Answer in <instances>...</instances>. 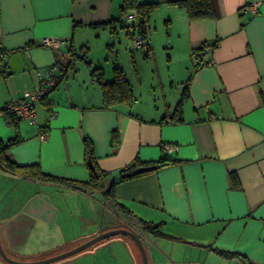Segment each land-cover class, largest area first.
<instances>
[{
    "label": "crops",
    "instance_id": "crops-1",
    "mask_svg": "<svg viewBox=\"0 0 264 264\" xmlns=\"http://www.w3.org/2000/svg\"><path fill=\"white\" fill-rule=\"evenodd\" d=\"M170 1L137 0L166 8V23L191 61L181 122L163 124L177 102L150 110L136 101L104 109L88 68L78 80L76 63L69 66L70 46L76 54L78 45L87 50L83 37L102 31L118 35L119 24L89 26L118 20L124 0H0V45L10 53L0 60V142L15 138L1 110L28 99L38 87L39 71L51 69L62 81L47 96L49 109L37 103L33 120L19 119L20 142L5 157L17 167L38 165L46 175L86 183L87 138L96 169L108 175L98 188L81 191L0 166V242L10 258L45 259L100 233L127 229L140 238L148 264H264V0H212L214 19L197 21ZM250 3L258 4L255 14L242 11ZM44 38L65 45L43 50ZM216 40L217 47L203 57L208 66L194 72L192 50ZM26 46L28 56L22 52ZM44 131L41 142L38 134ZM162 145L176 151L164 152ZM162 158L178 163L117 183L113 198L104 196L112 176L135 159L147 164ZM229 174L238 187H232ZM139 221L162 225V236L142 230ZM57 264L141 262L129 243L114 238Z\"/></svg>",
    "mask_w": 264,
    "mask_h": 264
},
{
    "label": "trees",
    "instance_id": "trees-1",
    "mask_svg": "<svg viewBox=\"0 0 264 264\" xmlns=\"http://www.w3.org/2000/svg\"><path fill=\"white\" fill-rule=\"evenodd\" d=\"M168 5L174 6V7H177L178 9L183 10L189 21L213 20L215 17L214 5H213L212 0H174V1L168 2ZM157 8H158V4H154V3H138L137 0H124L123 6L121 7L122 16L118 20H112L106 23L91 25L89 27L95 28V29L106 28V27L110 28L115 24H119L120 28L125 31L126 35L129 38L134 33H136L143 42L142 49H141L143 51V58L147 59L149 58L151 54V50L148 47V43H147V30H148L147 20L150 14ZM127 10H135L137 12L138 19L136 23L129 25L123 21V16L126 14ZM75 26H78V25H75ZM217 44H218V40L214 41L213 43L204 42L198 48L192 50L191 56L194 62V66H193L194 72L202 69L205 66H208L209 63L205 62L203 57L205 56L207 51L214 50L217 47ZM80 50H81L80 54L78 53L76 54L74 50L72 49V46L69 47V50H68L69 52L68 54L70 57L69 66H71L76 59L82 60L85 63V65L87 66L89 70V76L91 80H93L96 83V85L98 86L100 90L103 108L109 109L117 105L130 106L135 101V99L132 96L131 87L126 79L124 72L120 68L114 66L111 72L112 74L111 80L106 81L104 79L103 71L100 68L98 67L91 68V64L85 61L87 50L86 49H80ZM190 81L191 79H188L186 82L183 83V87L179 95V99L175 105L173 112L171 113L170 116H164L160 120V123L166 124L170 121L171 122H181L182 106L189 97ZM40 104L48 108L49 103L47 101V97H44L43 99H41ZM1 113L5 119L6 125L12 127L15 131V138L13 140L5 144L0 142V166H2L6 171H9L11 173L18 172L20 173L21 176L25 178H31L34 180H38L42 182H49L53 184H59L61 186H64L70 189L81 190V191H88L93 188H98L101 179L108 176L106 173L101 172L96 169L94 156H93V147L87 138H85L83 141L85 163L90 170V179L86 183H79V182L64 180V179L46 175L41 172L38 165L17 167L14 162H12L7 157H5L4 152L8 148L20 142L18 132H17L19 119L12 112L7 110V108H4L3 110H1ZM116 141H117V135H116V132L114 131L111 134V145L114 146L116 144ZM177 163H178L177 161L167 160L165 158H162L156 162L146 164V163H141L140 161L135 159L130 165L119 170L115 176H112L111 184L108 187V189L104 192V196L106 198H113V189L117 183L127 182L132 179L138 178L140 176L146 175L147 173L140 174V175H133V173L140 168H152V171L148 172V173H152L159 169H162L168 166H173ZM91 167H92V170H91ZM229 179L232 183V187L234 188L238 187V181L234 174H229ZM118 206L119 205H117L116 207ZM118 210L121 213H123L122 207L119 206ZM124 212H127V211H124ZM138 223L141 226L142 230L148 233H151V234L162 236V234L159 233L158 231L162 225H159V224L153 225L150 223H144L142 221H139ZM112 239H109L107 241H110ZM119 239L134 246V244L128 238L119 237ZM217 253L221 255V257L228 259V260L237 259V260L246 262L244 258L234 253H227V252H220V251H217ZM0 264H4V263L0 260Z\"/></svg>",
    "mask_w": 264,
    "mask_h": 264
},
{
    "label": "rangeland",
    "instance_id": "rangeland-1",
    "mask_svg": "<svg viewBox=\"0 0 264 264\" xmlns=\"http://www.w3.org/2000/svg\"><path fill=\"white\" fill-rule=\"evenodd\" d=\"M164 9H155L149 16L147 43L151 54L147 59L143 58L142 50H135L131 40L124 37L118 27V35L102 31L89 39L83 37L88 43L83 44L87 48L84 60L91 64V68H100L106 81L111 80L114 66L120 68L131 87L133 98L144 110L162 106L163 102L167 105L175 104L191 68V61L184 53L183 41L178 39L177 33L171 28V22L166 23L169 14ZM80 47H76L78 54L81 52ZM74 62L77 67L74 76L82 80L87 75V66L79 59ZM131 246L141 262L139 252Z\"/></svg>",
    "mask_w": 264,
    "mask_h": 264
},
{
    "label": "built area",
    "instance_id": "built-area-1",
    "mask_svg": "<svg viewBox=\"0 0 264 264\" xmlns=\"http://www.w3.org/2000/svg\"><path fill=\"white\" fill-rule=\"evenodd\" d=\"M258 9V4L257 3H250L244 7L242 11L244 12H250L251 14H255V12ZM138 19V14L135 10H130L128 13H126L123 16V21L126 24L132 25L133 23H136ZM130 39L132 40L133 47L136 50H141L143 42L140 39V37L134 33ZM65 44L64 42L57 40V39H49V38H44L41 39L39 42V48L43 50H53L57 51L61 47H63ZM29 50L30 47L26 46L22 49V52L28 56L29 55ZM10 55L9 52L4 51L1 49L0 45V60L5 59ZM39 84L36 90L33 93H30L28 95L27 100H22L18 101L17 103L10 104L6 108L10 112H12L18 119H34V112H33V107L35 104L40 103V100L43 99L44 97H47L48 94L53 91L59 82H61V79H56L52 75L51 69H45L42 71H39L37 73ZM50 117H53V114H49ZM47 138V132H41L38 134V139L43 142ZM162 149L164 152H173L176 151V148H174L172 145H162Z\"/></svg>",
    "mask_w": 264,
    "mask_h": 264
},
{
    "label": "water",
    "instance_id": "water-1",
    "mask_svg": "<svg viewBox=\"0 0 264 264\" xmlns=\"http://www.w3.org/2000/svg\"><path fill=\"white\" fill-rule=\"evenodd\" d=\"M91 170H92V167H91ZM151 171H152V168H140V169L136 170L133 173V175H140V174L148 173ZM115 237L128 238L134 244L137 251L139 252L142 264H148L146 252H145V249L142 245L140 238L136 235V233H134L130 230H126V229H114V230H110V231L100 233L97 236L93 237L92 239L80 244L79 246H77L73 249H70L68 251L62 252L60 254L54 255V256L49 257V258L40 259V260H36V261H30V262L18 261V260H14V259L10 258L4 252V250L1 246V242H0V260L4 264H57V263L66 261L72 257H75V256L89 250L90 248H92V247H94V246H96V245H98L104 241L115 238Z\"/></svg>",
    "mask_w": 264,
    "mask_h": 264
}]
</instances>
